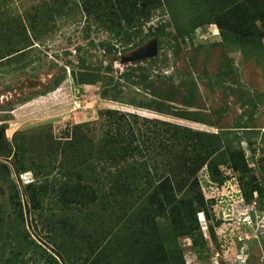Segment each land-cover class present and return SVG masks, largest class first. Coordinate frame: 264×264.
<instances>
[{"label":"trees","instance_id":"trees-1","mask_svg":"<svg viewBox=\"0 0 264 264\" xmlns=\"http://www.w3.org/2000/svg\"><path fill=\"white\" fill-rule=\"evenodd\" d=\"M70 5L84 15L87 32L95 26L127 43L135 38L137 48L149 38L158 39L156 57L127 65L118 75L112 64L99 62L73 71V78L77 84L100 83L99 95L104 99L162 115L206 123L173 106L149 79L152 68L168 61L161 53L163 31L143 34L142 29L159 9L171 15L182 35L215 24L243 47L264 46V0H47L40 9L24 14L13 0H0V63L15 59L29 65L25 56L37 47L43 30H55L57 19ZM186 88V103L191 104L195 85ZM43 133L38 135L37 157L35 139L15 132L8 140L0 124V181L7 185L11 200L6 211L0 199V264H187L180 237L191 238L196 252L206 248L198 219L200 212L210 218L199 178L204 167L219 186L227 180L221 166L229 167L249 203L254 192L263 195L241 137L224 139L113 107L100 109L92 124H74L63 138L50 130ZM261 152L259 165L264 172V141ZM28 171L34 180L24 186L25 194L34 210L44 212L49 225L41 241L26 226L20 188L12 177ZM211 231L215 235L213 226Z\"/></svg>","mask_w":264,"mask_h":264},{"label":"rangeland","instance_id":"rangeland-1","mask_svg":"<svg viewBox=\"0 0 264 264\" xmlns=\"http://www.w3.org/2000/svg\"><path fill=\"white\" fill-rule=\"evenodd\" d=\"M45 2L13 0L20 14L40 9ZM70 7L63 18L57 19L53 32L43 30L37 47L23 60L30 62L29 65L22 66L20 59H12L10 64L0 63V124H4L8 140L13 139L15 132H24L38 144V135L43 130V134L50 130L60 139L74 124L86 121L92 124L98 120L102 108L126 109L220 134L224 139L241 137L248 164L264 187V172L259 165L264 141V46L243 47L232 36L226 38L215 24L199 27L191 35H182L175 29L171 15L163 9L144 24L143 34L163 31L161 53L168 60L150 70V81L168 96L173 106L192 112L191 116L206 123L196 122L104 99L99 95L100 83L77 84L73 71L93 68L96 63L112 64L113 73L118 75L127 65L141 62H122V56L130 55L137 48V39L127 43L95 26L87 32L84 15L75 6ZM106 54H110L111 60ZM189 83L195 85L191 104L186 103ZM53 85L57 86L49 89ZM34 146L38 157L40 143ZM206 168L199 172V178L210 218L206 219L202 212L198 214L206 248L204 252H196L191 238L180 237L186 263L264 264V189L262 196L254 192L249 203L237 174L229 167L221 166L227 176L221 186L210 180ZM12 177L20 188L26 226L35 239L44 240L48 221L43 211L32 208L24 191L26 183L34 180L33 172H25L20 177L12 173ZM0 199L9 211L10 191L3 181H0ZM8 214L11 221L12 215ZM37 225L35 231L33 228Z\"/></svg>","mask_w":264,"mask_h":264},{"label":"water","instance_id":"water-1","mask_svg":"<svg viewBox=\"0 0 264 264\" xmlns=\"http://www.w3.org/2000/svg\"><path fill=\"white\" fill-rule=\"evenodd\" d=\"M158 39L153 38L148 43L134 49L130 55L122 56V62L150 60L158 55Z\"/></svg>","mask_w":264,"mask_h":264}]
</instances>
